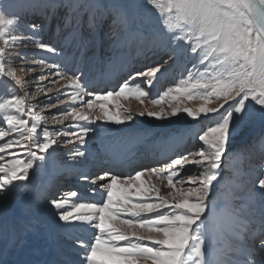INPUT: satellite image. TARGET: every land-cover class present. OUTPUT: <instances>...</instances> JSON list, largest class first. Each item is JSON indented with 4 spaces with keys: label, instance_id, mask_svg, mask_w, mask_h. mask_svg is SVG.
Here are the masks:
<instances>
[{
    "label": "snow or ice",
    "instance_id": "snow-or-ice-1",
    "mask_svg": "<svg viewBox=\"0 0 264 264\" xmlns=\"http://www.w3.org/2000/svg\"><path fill=\"white\" fill-rule=\"evenodd\" d=\"M141 4L156 21L153 34L164 41L161 50L168 53L167 59L136 70L116 89L99 92L89 88L82 71L70 70L58 62L56 57H63L64 52L41 40L42 26H22L19 15L6 12L0 0V81L9 88H24L26 81L17 75L13 65L28 62L34 66L20 71L25 75L39 71L33 80H48L51 76V85L65 81L66 90L47 106L63 104L61 97L70 98L71 104L53 114L54 123L71 117L73 121L100 122L97 128L110 132L102 127L104 123L122 125L133 121L132 114L110 104L120 98H134L141 103L148 98L157 107L167 102L170 109L144 110L139 116L147 114L162 120L184 113L185 119L202 125L201 115L212 121L197 134L199 147L161 166L144 167L128 176L114 172L95 177L82 175L80 178L91 184L101 182V201L79 199L80 193L71 191L68 197L77 198V202L57 211V222L66 230L85 224L95 229L90 241H78L83 249L80 264H264V209L260 211L259 235L254 234L256 229L248 235L242 222L245 203L236 205L225 197L218 206L219 192L209 199L218 186L214 182L222 186V162L228 158L225 154L233 134L257 120L264 122V0H131L128 7ZM109 10L118 16L124 30L143 38L140 26L132 27L124 5H109ZM91 21L94 25V16ZM26 47L39 51H15ZM187 54L195 61L191 68L174 86L152 98L150 90L167 75L170 62ZM193 99L202 101L199 108L183 104ZM8 109L19 115H9ZM0 113H4V121L0 122V205L29 180L34 162H44L51 156L53 145L74 142L60 141L59 137H75L83 146L89 133L97 130L80 125L75 131H50L47 118L16 95L0 102ZM25 116L28 118H22ZM70 127L77 128L75 124ZM107 149L118 166L129 160L123 142L110 141ZM21 153L27 158H22ZM70 155L84 157L86 150L77 148ZM146 176L148 180L142 179ZM152 177L166 181L164 186L170 189L166 196L161 195L158 184L149 183ZM258 188L264 197V179L258 181ZM90 191L96 194L97 189ZM50 204L61 210L68 200L53 198ZM31 229L30 223L22 226V232ZM226 236L239 241L235 249L225 241Z\"/></svg>",
    "mask_w": 264,
    "mask_h": 264
},
{
    "label": "bare ground",
    "instance_id": "bare-ground-1",
    "mask_svg": "<svg viewBox=\"0 0 264 264\" xmlns=\"http://www.w3.org/2000/svg\"><path fill=\"white\" fill-rule=\"evenodd\" d=\"M130 2L131 0H3L4 10L10 15H19L22 26L33 23L42 26V31L39 33L41 39L45 38L49 30L62 29L71 21H75V26L83 23L84 26L93 27L91 21L93 16L96 28L101 23H117L120 19L109 10V5H124L132 27L140 26L143 38L133 36L123 29L124 42L116 48L112 64L105 65L100 78H91V75H86L89 85L95 82L106 84L108 81L117 83L122 77L121 81L127 79L124 76L130 75L129 69L133 73L138 68L147 66L141 61L145 53H167L161 50L164 41L153 34L156 21L152 15L145 11L142 4L137 8L128 7ZM15 51L32 53L37 52V49L26 47ZM16 58L19 60V57ZM11 59L12 56L9 57L10 61ZM194 62L190 54L179 55L175 62H170L167 75L161 77L155 87L150 90V96L158 98L164 90L174 86L182 77L179 73L186 74ZM33 66L30 62L16 63L17 75L24 76L25 87L12 85L9 88L3 81H0V96H3L0 101L3 102L14 95L20 96L25 99L26 105L34 106V110L43 116L40 112L42 96L40 90H37V81L32 79L33 76L39 74V71L27 75L20 71L22 67L31 68ZM184 78L187 77L184 76ZM8 79L11 83L10 78ZM65 84V81H60L61 86ZM65 86L66 90L67 85ZM106 90H111V88L106 87ZM26 92L33 95L26 96ZM121 100H112L110 104L119 105L122 111L123 105L126 104L128 107L126 111L133 115L131 123L122 125L104 123L102 127L111 129L109 132L97 128L100 122L75 121L85 127L97 129L94 133H89V142L83 146L79 144L73 149L74 151L82 147L86 150V155L84 157L72 156L68 162L59 164L54 159L57 146L53 145L55 151L50 150L51 156L44 162H34V168L29 170V180L22 182L24 186L16 189L9 199L0 205V264H80L83 249L80 248L78 241H90L95 229L85 224L82 228L66 230L58 224L56 215L57 211L66 210L77 202V198L68 197L67 194L71 191L79 192V199L101 201L102 197L98 187L101 182L91 184L80 177L82 175L95 177L105 172L128 176L144 167L161 166L163 164H160V161L175 158L181 155L186 148L194 150L199 147L200 142L195 135L197 136L202 127L212 123L203 115H201L203 125L200 121L185 119L184 113H180L178 117H168L162 120L149 117L147 114L139 116L138 113L144 110L160 111L162 107L170 112V109L167 102L157 107L152 105L148 98H145L143 103L134 98H121ZM183 104L196 109L201 106L202 101L199 99L184 100ZM209 106L215 107L216 105ZM11 113L10 110L8 114L11 115ZM2 115L4 114L0 117ZM2 119L4 120V116ZM43 126L45 125L42 124L41 127ZM49 130L55 131L51 128ZM177 133H180L179 137ZM110 141L123 142L126 145V152L130 154L129 160L119 166L113 163L112 154L107 149ZM20 155L22 158H27L26 154L21 153ZM42 155L47 156V154ZM225 155L228 158L222 162V186H219V181L214 182L218 186L209 199H213L216 192H219L221 195L217 201L218 206L224 203L225 197L231 199L236 205L245 203L242 222L248 235H253L252 230L256 229L254 234L258 236L260 211L264 209V197L260 195L261 190L258 188V181L264 179V122L257 120L254 124L243 126L237 133H234L233 139L228 144V153ZM6 159H11V157H6ZM37 164H42V166L37 167ZM188 168L192 169L194 166L188 165ZM142 179L148 180V177ZM149 183L158 184L162 196H166L170 191L164 186L166 183L158 181L155 177H152ZM93 188L97 189L96 194L90 191ZM53 198L67 199L68 204L64 209L57 210L50 204ZM25 223H30L32 229L22 232V226ZM225 241L233 249L239 243L235 237L231 236H226ZM256 258L260 259L259 256ZM209 259H212L211 255Z\"/></svg>",
    "mask_w": 264,
    "mask_h": 264
},
{
    "label": "rangeland",
    "instance_id": "rangeland-1",
    "mask_svg": "<svg viewBox=\"0 0 264 264\" xmlns=\"http://www.w3.org/2000/svg\"><path fill=\"white\" fill-rule=\"evenodd\" d=\"M65 27V28H64ZM62 29H51L46 34L45 38H42L41 40L44 43L51 44L57 49H62L64 52L63 57H56L58 62H60L62 65L66 66V68L70 70H76L79 69L82 71L85 75H91V78H100V73L104 71L105 65H111L114 52L116 48L124 42V36L125 32L123 31V27L121 26L120 21L115 23H101L96 28L94 25L92 26H84L82 23L80 26H75V21H71L66 26H64ZM39 50L37 49V52ZM146 55L141 59V61L147 66L154 65L155 62L160 61L161 59H167L168 53H145ZM44 56H49L50 54L42 53ZM167 55V56H166ZM17 60V58H16ZM139 65V64H137ZM136 65V67H137ZM16 66V63L13 65ZM144 67H140L137 70L143 69ZM135 70V69H133ZM45 72L48 70L45 69ZM40 74V73H39ZM38 74V75H39ZM129 74H131V69H129ZM185 74L180 72L179 75ZM129 75H125V77H128ZM186 76V75H185ZM21 77L24 78L23 75ZM54 77H49L48 80L43 81H37V85L40 86V93H41V105H40V112L43 114L44 117L47 118L46 125L49 126V128L54 130L63 129L65 131H75L78 129L80 124L71 119L69 117L67 120L63 121V123H54L52 120V116L55 113H58L62 110L67 109V107L71 104L70 98H64L61 97V99H64L63 104H57L55 107H48L47 105L49 103H52L56 97L60 95V92L62 90H65L64 86L60 85V82L51 85L50 81ZM123 78V77H122ZM121 78V79H122ZM121 79L117 81V83L107 82L106 84H101V82H95L91 83L89 85V88L93 91H105L106 87H110L111 90L116 89L119 83L121 82ZM93 81V79H91ZM61 81V80H60ZM51 90H48V89ZM2 99L3 96H0ZM49 98H52L50 100ZM91 97H86V99ZM120 101L121 98H120ZM2 102V101H0ZM235 103V101H233ZM113 107H115V104H111ZM124 109L123 111L128 110V107L126 104L123 105ZM121 108V107H120ZM11 110V115H19L14 111V109H8L9 112ZM122 110V108H121ZM4 114V113H0ZM4 115L0 117V122H3L2 119ZM24 118V117H22ZM93 123H96L95 121ZM75 124L77 128L70 127L71 125ZM79 125V126H78ZM6 126V124H5ZM196 137V135H195ZM73 140L74 142L71 144H64V143H58L56 144L57 154L54 159H56L59 164L63 162H68L69 159L72 157L70 155V152L73 151V149L76 148V146H79V141L76 140L75 137H59L58 140L65 141V140ZM87 142L90 141L89 136L86 137ZM192 151L190 148H186L182 154L185 152ZM181 154V155H182ZM170 159L166 161H160V164H165ZM118 175H121V173H116ZM163 183H166L164 181ZM164 191H167V189H164Z\"/></svg>",
    "mask_w": 264,
    "mask_h": 264
}]
</instances>
